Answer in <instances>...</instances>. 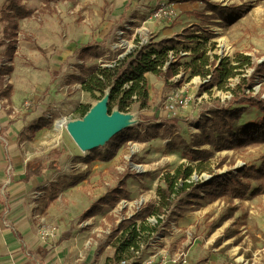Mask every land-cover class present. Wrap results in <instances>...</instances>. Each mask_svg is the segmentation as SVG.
<instances>
[{
  "label": "rangeland",
  "instance_id": "rangeland-1",
  "mask_svg": "<svg viewBox=\"0 0 264 264\" xmlns=\"http://www.w3.org/2000/svg\"><path fill=\"white\" fill-rule=\"evenodd\" d=\"M6 1H1L0 5ZM209 1L226 6H240L241 14L230 16L227 20L220 15L208 18L213 14V11L207 9L205 3H193L187 0H165V10H173L174 14L161 17L155 15L159 5L150 6L148 10L145 9L147 0H74L68 4H63L61 0H31L30 4L42 11L43 18L40 21L35 20L38 35L29 37L34 44L42 49H45L44 46L47 45L48 50L46 52L37 50L36 55L24 54L25 52L21 56L18 55L14 64L16 77H6L5 79L7 82H14L13 84L23 91L22 100L18 104L20 110L14 111L11 119L12 121L21 120L26 117V114L28 115L24 121H21V129L20 127L18 129L23 132L24 137L30 136L31 138L29 143L19 146L21 154L27 157L25 153L27 150H35L39 152V156L36 157L32 153L31 158L44 160L51 149L63 150L61 168L63 166L64 170L57 173V178L67 185L73 182L82 184V179H86L90 174L89 180L91 184H94V187L81 191V197L85 198H95L93 192L88 193V190L93 191L95 188L96 192L97 188L98 190L101 188L107 190L127 173L132 174L129 178L130 188L137 189L130 192L128 196L121 197L128 200L127 209H119L121 199L113 207H108L111 210L112 218L116 217L117 219L125 212H133L139 202L144 204L139 210L141 213L149 204L158 205L160 199L158 188L165 186L164 179L159 182V174L163 172L161 176L163 178L167 172L174 173L180 164L193 163L185 152L181 141L185 140L189 144H194L197 135L201 134L199 125L204 122L206 115L210 114V110L218 105L229 104L232 97L230 88L235 87L242 77L254 76L245 91L264 98V74L255 75L253 67H245L242 73L230 78L224 88H218L216 85L210 89L203 82L204 77L191 76L189 69L186 72L181 69L184 73L182 72L178 77L181 80L179 82L170 80L166 83L157 75L155 81L152 77L149 81L152 88L149 86L148 106L140 108L139 104H134L130 110V113L134 115L133 125L124 130L127 132L138 131L139 135L143 136L146 131H154L155 124L162 126L155 134L144 140L135 139L124 143L110 160H101L98 157V152L104 154L111 139L96 150L81 151L74 140L69 138L70 135L66 128H63L61 132L56 129L55 121L63 117L68 121L83 118L79 112L80 105L91 104L92 106L97 101L89 92L83 90L81 82L73 78V74L81 73V68L77 64L82 62L77 56L78 49L75 48L83 44L79 40H83L88 34L92 39L90 43L96 45L98 50H102L105 55L100 58H90L86 62L87 66L113 65L117 59L140 48V46L158 44L162 41L170 46H178L175 51L178 49L187 51L183 56L180 55V60L183 63H188L194 58L196 48L205 51L210 59H214L215 56L233 58L237 52H240L250 55L253 62H263L264 0ZM105 2L108 4L105 9L107 22L110 21L112 24L105 25L107 27L103 31L106 36L103 38L98 33L102 30L99 28L98 22L101 15L99 10L103 8ZM141 3L142 5H140ZM44 4H48V8ZM135 5L139 6L136 9L137 12H131ZM56 6L61 7L63 11L66 10L65 13L59 14L54 8ZM195 7L199 9H192ZM69 8L74 9L73 13L68 12ZM148 14H150V21L145 23L142 17L147 18ZM154 22H157V26ZM2 26L0 22V39L3 31ZM197 28L201 29L198 33L204 34L207 38L194 42L176 43V39H180L186 29L195 30ZM163 29H165V37L161 38L162 35L164 36ZM100 38L101 41H98ZM57 56L60 58L65 56L66 59H57L55 58ZM51 57L54 58L53 65L58 68L54 72L49 71L52 69L50 66ZM162 83H165V86L160 92ZM177 90H181L182 94L188 97L187 108L169 116L165 113L166 117L153 118L154 111L155 114H157V110L162 111V103ZM28 98H31L32 101L35 100L33 103L31 101L30 106L25 104L26 100H30ZM5 107L6 104L3 111L0 112V116L3 113L2 117L4 112L13 110ZM32 112L35 113L34 116H47L53 120L51 126L41 129L35 136L29 135V131L32 133L31 123L34 120L31 117ZM261 113L254 107H248L239 124L251 122L260 117ZM172 123L173 125H171ZM166 128L171 130V134L165 133ZM150 137H155L156 140L148 142ZM172 139L178 143L177 149L167 147V142ZM203 147L210 146L204 145ZM89 157H94V159L88 160ZM263 157L264 143H259L216 151L207 164L215 173L238 172V169L243 166L259 167ZM99 164L103 169L106 168V172L100 174V179L97 177V173L91 174L92 167ZM61 173L62 175H60ZM211 175L209 170L200 173L195 171L191 180L205 181L210 179ZM98 181L100 184L97 185ZM251 183L253 188H256L260 183L264 185V181L259 180H252ZM177 185L178 189L182 188V180ZM63 186L65 187V185ZM68 188L69 186H67ZM189 192L188 189L177 197L171 210L160 214L161 216L165 215L162 223V225L165 224L164 227L161 222L157 224L154 220H149V218L154 219L157 214L143 211L142 219H146L149 227H157V230L153 231L154 235L150 234L152 232L143 233L137 238V241L145 243L152 238L149 241L151 244L156 242L155 246H165L167 259L165 264H174L173 258L183 252L187 254V264H264V191L258 195L249 193L246 197L235 198L232 202L225 197L210 200L207 196L198 197L196 193L188 199ZM202 194L204 193L202 192ZM71 201L78 206L70 205ZM63 203L78 216L84 205L82 200H71L67 195L64 197ZM225 216L228 218L221 221ZM220 221L221 223H219ZM74 223L76 222L74 221ZM40 226L41 223L38 228ZM114 228L116 225L111 227L107 225L105 228L107 232L102 240L108 243L114 235ZM119 238H115L117 247L121 246L124 241V238L120 241ZM153 238L156 240L155 242ZM152 250L150 245H145L143 255H149Z\"/></svg>",
  "mask_w": 264,
  "mask_h": 264
},
{
  "label": "trees",
  "instance_id": "trees-1",
  "mask_svg": "<svg viewBox=\"0 0 264 264\" xmlns=\"http://www.w3.org/2000/svg\"><path fill=\"white\" fill-rule=\"evenodd\" d=\"M187 1L205 3L207 9L213 11V14L208 16V18H212L213 15H220L223 19L227 20L230 16L240 15L242 9L240 6H226L212 3L209 0ZM194 13L197 12L194 11ZM32 14L33 9L23 3V0H7L0 6V21L3 23V37L0 40V45H4L6 40L9 41L7 44V54L9 56L14 54V38L19 29L17 18L22 19ZM200 30V28L195 30L186 29L181 34V38L176 39V43L178 44L184 41L194 42L207 38L204 34L198 33ZM177 48L178 46L176 45L170 46V44L162 41L160 44L140 46V48L117 59L113 65L87 66L85 62L88 59L92 57L100 58L105 53L102 50H98L96 45H84L81 46L78 54L79 59L82 61L77 64L81 68V73L73 74V78L81 82L83 90L89 92L95 100L101 99L105 95L106 90H109L108 108L110 112L114 109H119L122 112H130L132 106L136 103L139 104L140 108H144L149 104L150 85L146 76L147 73H153L168 83L171 78L180 73L181 69L185 72L189 69L191 76L197 75L205 78L210 75V80L206 82L209 89L216 85L218 88H224L229 79L242 73L245 67H253V74L255 75L264 74V61L260 63L253 62L250 55L240 52H237L233 58H220L219 56H215L214 59H210V56L205 51L196 48L194 50V58L188 63H183L180 60V55H182L180 49L175 51ZM170 51L177 54L178 59L175 63H172L164 69L166 62L169 60ZM12 70L13 66L3 65L0 72L2 76H5V74H10ZM253 77L247 78L244 76L235 87L230 88L232 97L228 105H218L216 108L210 110V114L206 115L204 122L199 125L201 134L197 135L194 144H189L185 140L181 141L184 145L185 152H187L190 161L193 163H182L174 173L167 172L165 174L163 177L165 186H159L158 188L160 197L158 205L149 204L142 210V213L139 212L130 219L122 220L119 223L120 228H123V233L119 241L123 238L124 241L121 246L118 245L117 252H130L131 247L139 248L141 242L137 241V238L145 231L153 232L157 230V227H149L146 219H144L140 226L134 222L137 218H143V211L145 213L151 212L157 214V216L163 212L167 213V211L172 209L174 200L188 189L190 190L187 195L188 199L192 198L196 193L198 197L207 196L210 200L225 197L231 202L235 198H244L249 193L258 195L264 191L263 183H260L256 188H253L251 183L252 180L264 181V157L259 167L253 165L243 166L238 169V172L215 173L207 164L208 160L216 151L264 143V98L254 95L252 92L246 93L245 91ZM11 88L12 86L10 84H7L6 87L1 85L0 96L9 95ZM248 107H254L260 110L262 112L261 116L251 122L239 124ZM90 108L91 104H81L79 112L82 116H85ZM52 123L53 120L51 118H41L35 124L34 129L38 130L43 127H48ZM160 126L162 125L155 124L154 131H146L143 136H140L138 131L131 130L127 132V130H122L111 138V143L104 154L98 152V157L101 160H110L116 155L124 143L135 139L144 140L146 137L155 134ZM165 133L171 134V130L166 128ZM204 145H209L210 147H203ZM167 147L177 149L178 143L172 139L167 142ZM61 155L62 150L55 148L49 152L47 159L28 162L25 179L29 180L33 176L43 177L47 172L59 170ZM91 159H94V157L88 158V160ZM204 170H209L212 173L210 179L205 181L201 179L198 181L191 180L195 171L200 173ZM131 176L132 174L127 173L119 180L118 184L108 188L82 214V218L85 219L106 210L108 207H113L119 202L121 197L128 196L130 192L127 189L126 181ZM180 180H182L183 185L182 188L178 189L177 184ZM58 183H60V180ZM58 183L50 182L49 188L51 191L44 206L50 205L57 198ZM152 208L154 209L151 211ZM226 218L228 216L223 217L221 221ZM110 219L114 220L112 217ZM160 222L161 220H159ZM114 234H117L116 231H114ZM132 238L136 239L134 240Z\"/></svg>",
  "mask_w": 264,
  "mask_h": 264
},
{
  "label": "crops",
  "instance_id": "crops-1",
  "mask_svg": "<svg viewBox=\"0 0 264 264\" xmlns=\"http://www.w3.org/2000/svg\"><path fill=\"white\" fill-rule=\"evenodd\" d=\"M1 1L4 0H0V2ZM61 1L63 2V4H68L73 2L74 0ZM147 1L148 3H146L145 7V9L147 10L150 6L153 7V5L156 6L160 3H165V0ZM30 2L31 0H23V3L27 4L28 7L33 9V14L22 19L17 18L19 22V29L17 30V35L14 38V54L12 56H9L7 54V44L9 43L8 40H6V43L4 45H0V49H2L0 50V70L3 65L13 66L12 72L7 75L5 74V76L3 75L4 77L0 72V90L1 85H3V87H6L7 84H10L12 86L9 95L0 96V112L3 111V107L5 104V108L13 109L12 111H7V113L4 112L3 117V113L0 116V264H116V262L120 259L132 256L131 249V252H117V243H115V238L120 237L121 233H123V228H120L118 226V224L120 223L119 218L116 219L115 217L114 220H110L109 218L112 217L110 215L111 210H109V208L107 207L106 210L85 219H83L82 215H80L81 213L83 214L88 208H90L92 204L107 191L104 190L105 188H101L99 190L97 188V192L96 188L93 191L88 190V193L93 192V195H95L93 197L95 198L81 197V191L83 189L94 187V184H91L89 180L90 174L86 179H82V184L73 182L72 184L67 185L61 180L60 183H58L59 178H57V173L64 170L63 166L61 168V162L60 169L57 171L47 172V174L43 177L33 176L29 180L25 179L27 163L30 161L43 159L33 160L35 157L31 158L30 155L32 153H34L36 157L39 156V152L35 150H27L25 152L27 154V157L21 154V152L19 151L20 145L23 146L29 143V141L31 140L30 136L24 137L23 132L21 130H18L19 127L21 129V121H24L28 117V115L26 114V117L21 120H11L13 117L12 113H14V111L20 110V106H18V104L22 100L21 95L23 94V91H20L17 85L13 84L14 82H7L5 79L6 77H16V66H14V64L18 59V55L21 56L24 52V54L36 55L37 50H41L44 52L48 50L47 45L44 46L45 49H42L40 46L34 44L33 40L29 37L33 35L35 37V35H38L35 27V24L37 22L35 20L40 21L43 18L41 13L42 11L32 6ZM107 5V2H105L103 8H100L99 10L101 12V15L98 23L99 28H102V30H99L100 32L98 33L103 38H105L106 36V33L104 34L103 31V29L107 27L105 25L109 26L112 24V22L110 21L107 22V13L105 11ZM140 5H142V3ZM44 6H47L48 8V4H44ZM138 7L139 6L135 5L131 12H137L136 9H138ZM54 8L57 9L59 14L65 13L66 11H63V9L59 6H56ZM192 9L199 8L195 7ZM73 11L74 9L72 8H69L68 10L69 13H73ZM149 17L150 14H148L147 18L142 17L145 23H149ZM154 23L155 25L157 24V22ZM1 24L3 25L2 22ZM163 33L164 36L162 35L161 38L165 37V29H163ZM95 35L96 33L94 34V36ZM90 37L91 36L88 34V36H85L83 40H79L78 38H76L83 43L79 46L74 43L76 46H78V48H75L78 49V54L81 46L90 44L94 45L93 43H90V40H92ZM98 41H101V38ZM160 43L161 42H159L158 44ZM55 58L66 59L65 56L61 58L57 56ZM53 62L54 58L51 59L50 66H52V69H49V71L51 70L54 72L57 71L58 68L53 65ZM49 71L47 70L48 74ZM146 76L148 78V81H150L152 77H154L155 81L157 80L155 74L147 73ZM164 86L165 83H162L160 92L162 91ZM150 87L152 88L151 84ZM24 94L26 93L24 92ZM35 94L38 95L37 93ZM28 99L30 100L25 101L26 106H30L35 101H32L31 98ZM165 113L166 112H163V110H157V114H155L154 111L153 118L165 116ZM34 114V112L31 113V117L34 118L33 122L31 123V131L33 134L29 131V135L31 136L37 135L38 131L45 128L43 127L41 129L35 130V124L40 121L41 118H49L47 116H34ZM22 137H24V139H22ZM69 138L73 139L71 135L69 136ZM154 140H156L155 137H150V139L147 141L149 142ZM76 145L81 151H83L77 143ZM45 159H47V157ZM105 172L106 168L103 169L99 164L92 167L91 174L97 173V177L99 178L101 177L100 174ZM60 175H62V173ZM162 175L163 172H161L158 176L160 179L159 182L163 180V178L161 177ZM51 181L58 183V195L50 205L44 206L47 198L50 195L51 189L49 187ZM130 182V179H127V189L129 190V192H134L137 188L135 190L131 189ZM118 183L119 181L116 184ZM98 184H100L99 181L97 185ZM63 185H65V187ZM67 186H69L68 189ZM66 195L69 196V199L71 200H82V204L84 205L82 210L80 211L79 216L75 215L73 211L63 203L64 197H66ZM70 205L74 207L75 205L78 206V204L72 201L70 202ZM42 221L57 226V237L55 239L49 237L42 238L40 236L38 226L40 225V223L42 225ZM74 221L76 223H74ZM143 221L144 220L142 218H137L134 220V222H138V226H140ZM163 222L161 220V225ZM107 225H109L110 227L112 225H116L114 231L118 230L116 231L117 234L113 235L114 238L112 237V239H110L108 243L105 240H102L105 236V233L107 232V230H105ZM164 225L165 224H163L162 227H164ZM151 239H148L145 243L141 242L139 248L143 247L144 251V246L150 245L153 250L149 253V255L153 253L156 254V261L159 263H163L165 261V246H155L156 242L154 244H151L149 242Z\"/></svg>",
  "mask_w": 264,
  "mask_h": 264
},
{
  "label": "built area",
  "instance_id": "built-area-1",
  "mask_svg": "<svg viewBox=\"0 0 264 264\" xmlns=\"http://www.w3.org/2000/svg\"><path fill=\"white\" fill-rule=\"evenodd\" d=\"M174 14L173 10H165V4L160 3L159 7L156 11V16L161 17L163 15H170L172 16ZM180 53L183 55L187 53V51H180ZM178 59L177 54H174L172 51L169 53V60L166 62L164 69L171 65L172 63H175ZM183 71H180V73L176 74L173 78L170 80L176 81L178 80L181 81L178 77L181 76V73ZM184 73V72H183ZM210 80V75L207 77L203 78V82L206 83ZM163 107L162 110L166 112L167 116L170 114H174L180 110H184L188 106V97L182 94L181 90L175 91L167 100H165L162 103ZM144 205L142 202H139L138 205L136 206V209L133 212H125L123 213L122 216L118 217L119 222H121L123 219H128L132 217L133 215L139 213V210L143 207ZM127 206H129V202L126 198H121L120 204H119V209H127ZM119 210V211H120ZM165 215H158L154 216V219L149 218V220H154L157 224L159 223V220H164ZM40 236L42 238H52L55 239L57 237V226L54 224H49L47 222L42 221V225L39 228ZM110 232V231H109ZM154 235V232H152ZM154 239V238H153ZM93 241V240H92ZM154 242L156 241L155 239L153 240ZM90 243V242H89ZM132 250V256L126 257L123 259H120L119 261L116 262V264H163L167 262V259L165 257V261L163 263H159L156 261V254H150V255H143V247L140 248H135L131 247ZM173 263L174 264H187L188 263V258L186 253H180L178 256L173 258Z\"/></svg>",
  "mask_w": 264,
  "mask_h": 264
},
{
  "label": "water",
  "instance_id": "water-1",
  "mask_svg": "<svg viewBox=\"0 0 264 264\" xmlns=\"http://www.w3.org/2000/svg\"><path fill=\"white\" fill-rule=\"evenodd\" d=\"M110 91L93 104L83 118L72 119L67 125L68 132L83 151H91L105 145L116 133L133 125H126L122 115L131 114L119 109L109 111Z\"/></svg>",
  "mask_w": 264,
  "mask_h": 264
},
{
  "label": "bare ground",
  "instance_id": "bare-ground-1",
  "mask_svg": "<svg viewBox=\"0 0 264 264\" xmlns=\"http://www.w3.org/2000/svg\"><path fill=\"white\" fill-rule=\"evenodd\" d=\"M94 104H97L96 102ZM123 122L128 125L133 119L134 115L133 114H127V115H122ZM70 121L66 120L64 117L63 118H58L55 121V126L56 129L61 132L63 128L67 129V125ZM68 130V129H67Z\"/></svg>",
  "mask_w": 264,
  "mask_h": 264
}]
</instances>
